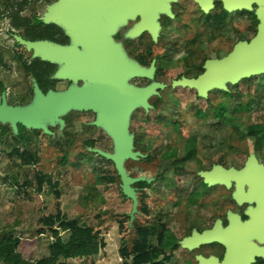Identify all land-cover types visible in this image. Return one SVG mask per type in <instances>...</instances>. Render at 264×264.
<instances>
[{"label": "rangeland", "instance_id": "obj_1", "mask_svg": "<svg viewBox=\"0 0 264 264\" xmlns=\"http://www.w3.org/2000/svg\"><path fill=\"white\" fill-rule=\"evenodd\" d=\"M257 11L258 7L250 13L228 14L227 25L203 37L196 59H224L241 41L251 42L260 25ZM8 27V20H0V101L5 94L9 107L28 108L36 96L34 76L25 61L33 58L22 56L12 38L7 39ZM182 46L170 50L172 61L185 58ZM169 73L185 71L170 67ZM187 74L195 75L196 69ZM229 91L217 90L215 106L203 105L207 110L202 118L196 96L182 98V90L179 98L151 99L155 108L150 113L138 104L127 116L132 152L146 158L128 159L124 167L133 179L149 183L132 186L138 210H147V215L134 211L115 163L96 152L117 151L106 127L96 126L98 112L72 111L61 118L64 126L43 121L51 134L20 123L15 133L9 123L0 122V240L25 242L24 258L37 264L51 255L57 242L53 230L64 243L70 241L72 232L64 231L55 220L60 216L63 222L92 230L103 244L95 257L62 258L61 264H134L135 248L143 244L136 231L148 226L155 229L148 248L161 253L155 264H182V215L187 213L189 224H194L199 170L195 157L214 155L227 166H239L264 138V75L230 86ZM50 217L55 220L53 227L44 223ZM163 225L169 229L170 240L158 242Z\"/></svg>", "mask_w": 264, "mask_h": 264}, {"label": "flooded vegetation", "instance_id": "obj_2", "mask_svg": "<svg viewBox=\"0 0 264 264\" xmlns=\"http://www.w3.org/2000/svg\"><path fill=\"white\" fill-rule=\"evenodd\" d=\"M212 4L213 6H209V10L205 11L199 0H109V2L99 0H0V20L6 19L9 22L5 33L7 39L12 38L15 46L22 51V56L29 54L33 58L31 62L25 59V67L33 73L34 94L37 87L44 95H62L73 90L84 89L94 83L90 80H75L63 76L70 66L67 62L59 59L45 60L42 52L37 55L35 49L29 50V45L46 44L48 48L74 50L80 55H87L90 47L98 48L103 38L120 50L130 66L147 71L155 69L152 77L136 76L128 79V85L134 89L143 90L154 85L159 86L149 99L148 109L142 107V110L150 113L155 108L150 102L151 99L179 98L177 93L182 90L180 92L182 98L191 94L196 96L199 102L198 114L202 118L207 110L203 105L208 106L209 109L215 106L217 90L229 93L230 86H237L246 80H242L237 85L228 83L227 90L210 89L207 97L201 96L196 88L176 86V83L180 81L200 80L210 71L207 68L209 61L221 60L207 59L203 62L196 59L204 36H212L217 33L221 25L224 23L227 25L228 14L250 13L247 10L229 12L224 3L219 0H212ZM181 44L185 45L181 47V49L185 48V56H183L185 58L172 61L169 58L170 50L178 48ZM170 67H179L185 73L171 75ZM190 69H196V74L193 76L187 74ZM5 96L7 99V95ZM72 111L81 110L73 108L66 114ZM56 124L64 126L61 119L54 125ZM141 158L146 157L142 155L134 161ZM252 160L264 170V138L259 141L254 152L248 155L239 166H227L225 161L217 160L214 155L195 157L199 170L194 191L196 197L194 224H189L187 213L182 215L180 224L183 235L182 253L179 256L182 264H201L200 258L206 260L215 258L222 263L227 255L225 246L219 243L203 244L191 250L185 247V241L196 234L205 235L206 232L212 231L218 223H221L223 229L229 228L232 224L231 217L234 216L238 217L242 224L256 220L251 212L257 211L260 205L258 200L247 198L248 195L249 197L256 196L257 193V190L249 183H244L240 191L236 180H231L230 187L226 184L212 185L203 176V173H212L217 167L225 171L235 169L241 172L248 168L249 163H254ZM254 176L262 177L260 172ZM145 184H149L146 179L133 186L139 187ZM134 190L136 192V189ZM138 207L139 201L134 210L137 213ZM140 213L147 215L148 211L141 209ZM154 230V227L140 226L136 231L137 239L143 243L149 242ZM168 230L165 225L160 226L158 242L170 240ZM252 242L264 250V243L259 239H253ZM160 254L159 251L158 258L153 255L154 258L147 264H155ZM165 260L167 257L163 262ZM252 264H264V255H256Z\"/></svg>", "mask_w": 264, "mask_h": 264}, {"label": "water", "instance_id": "obj_3", "mask_svg": "<svg viewBox=\"0 0 264 264\" xmlns=\"http://www.w3.org/2000/svg\"><path fill=\"white\" fill-rule=\"evenodd\" d=\"M109 2V0H99ZM229 12L247 10L253 11L258 7L257 17L260 21L258 34L251 42H241L236 45L234 51L224 59L209 61L210 69L200 80H184L176 83V86L196 88L201 96L207 97L210 89L217 88L227 90V84H239L244 79H250L264 75V0H219ZM205 11L213 6L212 0H199ZM66 2L64 3V5ZM99 47H90L87 55H80L74 50L64 51L48 48L46 44L29 45V50L35 49L37 55L42 52L44 59H59L67 62L68 71L63 73L65 77L75 80H90L94 85L81 90H73L62 95H44L36 88V101L28 108H13L7 104L6 96L0 101V122L9 123L14 132L18 133V124L26 128L43 130L51 134L48 126L43 121L54 125L69 110L94 111L100 115L96 126H104L113 136L117 151L115 154L96 151L97 154L115 163L119 176L123 182V191L126 196L133 199L135 208L138 205L136 192L133 185L145 181V179H133L124 167L126 160H137L141 153H133L132 138L128 134L127 116L135 108L141 105L148 109L149 99L155 94L158 85L147 89H134L128 85L131 77H152L154 68L147 71L130 66L120 50L111 42L103 38ZM249 163L248 168L238 172L235 169L225 171L221 167L215 168L212 173H203L207 181L214 184H226L231 186V180L239 183V190L244 183H249L257 190L256 196H247L250 200H258L260 208L251 212L256 217L255 221L242 224L238 217H231L232 224L223 229L221 223L205 235H194L185 241V247L191 250L203 244L219 243L227 248L225 260L221 263L218 259L209 260L200 258L201 264H252L256 255H264L252 241L259 239L264 243V170L257 163ZM251 161V162H252ZM260 172L262 177L254 174ZM237 197V196H236ZM238 198V197H237Z\"/></svg>", "mask_w": 264, "mask_h": 264}, {"label": "trees", "instance_id": "obj_4", "mask_svg": "<svg viewBox=\"0 0 264 264\" xmlns=\"http://www.w3.org/2000/svg\"><path fill=\"white\" fill-rule=\"evenodd\" d=\"M253 129V128H252ZM250 135H255V131H250ZM60 222V228L64 231H71L72 236L66 244L59 238L58 231L53 233L57 238L56 244L51 247L50 257L39 261L37 264H61L63 258L68 260L85 259L99 255L103 244L97 241L92 230L80 229L74 223L63 222L58 216L55 219ZM55 220L50 217L44 220L47 226L53 227ZM25 242L4 238L0 240V264H33L26 260L22 252H26ZM138 256L134 264H147L155 258H158V250L149 251L147 242L136 246L134 251Z\"/></svg>", "mask_w": 264, "mask_h": 264}]
</instances>
